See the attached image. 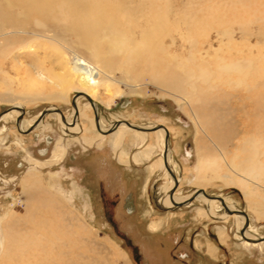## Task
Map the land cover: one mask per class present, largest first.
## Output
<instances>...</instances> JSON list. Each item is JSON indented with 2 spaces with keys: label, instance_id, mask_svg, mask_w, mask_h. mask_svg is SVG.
Segmentation results:
<instances>
[{
  "label": "rangeland",
  "instance_id": "rangeland-1",
  "mask_svg": "<svg viewBox=\"0 0 264 264\" xmlns=\"http://www.w3.org/2000/svg\"><path fill=\"white\" fill-rule=\"evenodd\" d=\"M105 1L115 8L111 16L125 33H132L139 42L137 31L150 28L140 11L150 8L151 1L170 8L158 20L162 32L156 41L173 60L165 65L180 75L181 91L175 94L161 90L141 69L142 81L126 74L123 66L111 82L105 74L95 76L102 79L92 100L102 129L106 131L118 121L165 127L171 166L178 181L174 196L186 198L200 189L219 196L226 205L248 215V231L255 233L256 239L263 237L264 184L245 181L252 192L246 198L238 187L224 185L215 175L222 172L219 166H226L224 159L231 156L241 138H262L264 143V0H251V4L257 2L256 6L247 11L242 0H237L239 6L233 7V14L238 24L204 28L192 38L178 23L184 15L182 7L189 0ZM142 4L146 7L139 10L137 5ZM240 22L247 36L240 31ZM224 28H229L228 33L221 31ZM55 51L35 46L32 53L19 48L8 56L0 55V65L6 72L0 76V97L8 89L13 96L36 88L45 96L54 95L59 89L54 76L67 72L59 65ZM243 57L245 62H239ZM231 60L246 72L250 82L235 78L227 83L215 76L202 91L207 74L228 66ZM256 71L262 77V92H258L262 99L255 98L256 93L243 99L247 97L244 88L256 83L252 78ZM83 78L87 79L85 75ZM36 82L41 84L33 87ZM106 88L112 92L111 99ZM75 94L69 91L65 102L23 104L22 117L33 125L41 111L53 107L66 120H73L71 100ZM79 104L78 122L83 131L73 136L65 133L58 114L46 115L41 125L26 134L16 127L17 112H9L8 121H0V264H264V244H243L238 217L226 215L219 202L209 206L198 197L180 208L160 205L158 194L168 177L158 132L120 126L102 135L95 127L88 101L81 98ZM14 105L0 99V114ZM58 148L64 152L55 159ZM45 196L55 200L52 207L32 206L46 200ZM30 215L36 225L28 220ZM217 229L224 232L219 236L226 244L220 247L216 260L204 262L193 253L188 240L195 233L214 238ZM30 238L37 241L32 252L24 250L23 255H15L10 251L11 243L24 245ZM173 239L177 241L173 243Z\"/></svg>",
  "mask_w": 264,
  "mask_h": 264
},
{
  "label": "bare ground",
  "instance_id": "bare-ground-1",
  "mask_svg": "<svg viewBox=\"0 0 264 264\" xmlns=\"http://www.w3.org/2000/svg\"><path fill=\"white\" fill-rule=\"evenodd\" d=\"M251 2V0H242L241 5L247 11L248 7H253V5L257 3L251 4ZM148 6L150 8L144 9L146 4L145 6L143 4L141 6L137 5V7L140 8L139 10L144 9L143 11H140L144 15V17H142L143 21H145L146 26H150V28L147 30L146 28L145 30L141 28L140 31H137V34L140 32L138 36H140L141 41L139 42L136 41V38L132 33H125V30L122 29L120 23L115 19V17L111 16L115 8L110 4L107 5L105 0H0V55L8 56L12 53V50L19 48L31 52L35 46H37L38 49L44 50L48 46L50 48H54L56 50L55 52L59 55V65L64 67L63 69L67 68V72H65L63 75H53L55 79L54 81H56L59 89L52 96H45L43 91L37 88L31 92L24 90L13 96L10 94L8 89V92L1 96L0 99L16 104L12 106V108H19L22 109V112H24V109L21 107L23 104L44 100H57L65 102L67 101L69 91L73 90L76 92L75 95L81 94L77 97L75 102L77 109L80 105L79 100L81 98H85L91 107L90 102L94 104L92 100H94L96 97V90L98 87H101L100 81L102 80H97L95 76L101 77V74H105L108 76V78H106L108 82H111V80L115 77V72L123 71L122 66L124 67L126 74L132 76L134 80L142 81L143 77L140 72L141 69L144 70L146 77L149 78V80L153 82L155 86L161 88V90L165 89L168 92L179 94L181 91V83H179L180 75L167 68L165 62H173V60L167 55L166 48L163 47L160 42L156 41V38H158L159 34L162 32L159 29L160 22H158V20L161 19L160 16L164 14V11L169 10L170 8L168 6L164 8L163 4L161 3H158V7L157 2L155 1L149 2ZM234 6H239V4H237V0H189L182 7V13H184V15L181 19H179L178 23L180 24L181 28L186 29V32L189 33V38L194 36L197 37L201 30H204V28L211 30L214 26L223 28L238 24L239 22L233 14ZM121 9L124 10L122 7ZM125 10L130 9L126 8ZM244 19H246V17ZM240 27V31H243V34L247 36V33L244 31L245 26L241 23ZM228 29L229 28H224L221 29V31L226 34L228 33ZM239 62H245V58L243 57L239 59ZM228 63V66L221 67L217 71L214 70L213 72L207 74L208 77L205 78L207 83L204 84V87H202V91L204 88L211 85L209 81L215 79V76L227 81V83H232V80L235 78L238 81L241 80L247 83L250 82V80L247 79L246 72L242 71L243 69L241 70V68L236 67L237 64L234 63V60H231ZM117 65H121V67H117ZM81 66H83L82 70L78 71L77 67L79 69ZM41 69L43 70V68ZM80 71H83V73ZM258 73L259 72L256 71V73H253L252 75V78L256 83L253 85H248L244 88L247 97L243 99H248L249 93H256L255 95L258 96L254 95L255 98L257 97L258 100H260L262 94H259L258 92H262V77L260 75L258 76ZM5 75L6 72L2 68L1 64L0 76ZM49 75L51 76L52 73L49 72ZM83 75H85L87 79L83 78ZM28 80H30L29 77ZM36 81L40 82L38 80ZM33 82L35 81L33 80ZM37 82L33 84V87H38V85L41 84ZM105 93H108L110 96L109 99H111L112 92L109 88H106ZM258 100L256 102H258ZM258 104L259 103H257V107L260 105ZM94 106L97 112L96 105L94 104ZM245 107L243 106L242 108ZM242 108H240V110ZM49 109L54 110L57 108L52 107ZM14 111L18 113L17 117H21L17 126L19 132H24L32 126L23 119V114L21 115L20 111L14 109L9 112ZM9 112L1 114L0 121H8V119L11 117V115L8 114ZM78 117L79 116L73 118V120L65 119V123L62 122L65 126L64 131L66 134L73 136L83 131L82 126L78 122ZM41 123L42 121H40L36 127L41 125ZM120 126L125 125L121 124ZM120 126H118L116 129H118ZM154 126L139 127L152 128ZM112 127L113 126L110 128ZM100 130L104 131V129L101 127V124ZM154 132L159 133L160 140L163 142V148H167L168 168L174 174V169L172 168L170 161L171 157L168 146L169 141L167 144H165V132L163 129ZM61 150V148H58L59 153L55 159H60L62 153L64 152V149L63 151ZM224 160L226 162V166H219L222 172L216 173L215 175L216 178L221 179L224 182V185L238 187L243 192V195L247 198L250 194V189L247 190L248 186L246 182L248 180L252 181L251 179H253L264 184V143L262 142V138H241L238 147L233 151L231 156L229 155L227 160ZM167 177L168 182L166 186L159 192L158 201L160 202L161 206L165 207V209H171L170 206L173 207V205L169 199V191L173 187L174 181L168 172ZM32 180L34 182L36 181L35 179ZM25 182L29 183L30 181H27L26 179ZM43 194L45 195V192ZM47 196H50L49 192H47ZM48 197L45 196L46 200L44 201H39L38 203L33 202L32 206L35 207L36 204V209L41 207H52L55 203V200H52L51 198L48 199ZM189 197L179 198L173 194V201L176 203L183 202ZM198 197H201L203 200L207 201L209 206L211 203L216 202L210 201L202 195ZM129 204L130 202L128 199L127 207ZM227 207L229 210H237L232 205H227ZM208 211L210 214H213L212 211ZM31 215L28 216V220L33 224L37 223L36 220L31 217ZM226 215L228 214L226 213ZM239 216L237 217L240 221V225H243L244 217L241 215ZM220 233L223 235L224 232L221 231ZM244 236L246 239L256 240V234H251L250 229L248 231V228L244 232ZM36 243L32 241L31 238L25 241L24 245L23 243H19L17 245L16 243H11L10 251H12L15 255H23L24 250L25 253H29L30 251L32 252L36 246ZM242 243L245 245H250L249 242H246L244 239H242ZM261 243L264 244L263 242ZM252 245L255 246L257 244L252 243ZM58 254H60V252Z\"/></svg>",
  "mask_w": 264,
  "mask_h": 264
},
{
  "label": "water",
  "instance_id": "water-1",
  "mask_svg": "<svg viewBox=\"0 0 264 264\" xmlns=\"http://www.w3.org/2000/svg\"><path fill=\"white\" fill-rule=\"evenodd\" d=\"M79 95H81V94L74 95L72 100H71V104H72V107L74 109L73 118H76L78 116V109H77V106H76L75 102H76V99H77V97ZM90 104H91L92 110L94 112V122H95V125H96V129L102 135H107V134L112 133L121 124H124L126 127L130 128L132 130H136V131H140V132H154V131L163 129L164 132H165V144H167V142H168V131H167V129L165 127L160 126V125L159 126H154L152 128H142V127H139V126H134V125H132V124H130L128 122H125V121H118V122H115L112 125L113 126L112 128H109L106 131H101L99 126H98V115H97L95 106H94V104L92 102H90ZM14 109H16L17 111H20L21 115L23 114L22 109L12 108V107H9V108L5 109L3 113H7V112L12 111ZM3 113H1V114H3ZM1 114H0V116H1ZM49 114H59L62 122L65 123V117H64V115L62 114V112L60 110H58V109L51 110L49 108H46L43 111H41L39 117L36 119V121L34 122V124L31 127H29L26 131L20 132V133L26 134V133L31 132L32 130L35 129V127L38 125V123L40 121H42L46 115H49ZM20 119H21V117H17L16 118V127L18 126V122L20 121ZM72 125H73V122H72ZM162 158H163L164 167L166 168L168 174L172 177V179L174 181V185L169 191V199H170V202L172 203L174 208H180V207L186 206V205L190 204L198 196L202 195L203 197H205L206 199H208L210 201L219 202L221 207L225 211V213H227L228 215H241V216L244 217V223H243L242 228H241V230L239 232L242 239H244L246 242L255 243V244L264 242V236L259 238V239H256V240L246 239V237L244 236V232L249 227L248 215L242 210H238V211L237 210L236 211L229 210L227 205L225 204L224 200L221 197H219V196L208 195V194L205 193L204 190H197L188 199L184 200L183 202H177V203L174 202L173 201V194L176 191L178 182H177L176 176L168 168L167 148L166 147H165V149L163 151Z\"/></svg>",
  "mask_w": 264,
  "mask_h": 264
},
{
  "label": "crops",
  "instance_id": "crops-1",
  "mask_svg": "<svg viewBox=\"0 0 264 264\" xmlns=\"http://www.w3.org/2000/svg\"><path fill=\"white\" fill-rule=\"evenodd\" d=\"M219 229L214 233V238L195 233L194 238L188 240V245L193 253L200 255L204 262H212L219 256L220 247L225 246L226 240L219 236ZM177 240L173 239V243ZM187 257V256H186ZM200 264V263H199Z\"/></svg>",
  "mask_w": 264,
  "mask_h": 264
},
{
  "label": "flooded vegetation",
  "instance_id": "flooded-vegetation-1",
  "mask_svg": "<svg viewBox=\"0 0 264 264\" xmlns=\"http://www.w3.org/2000/svg\"><path fill=\"white\" fill-rule=\"evenodd\" d=\"M94 124H95V123H94ZM100 124H101V123L99 122V128H100ZM95 127H96V126H95ZM232 211H234V210H232ZM235 211H236V210H235ZM128 213H129V212H128ZM235 216H239V215H235ZM239 217H240V216H239Z\"/></svg>",
  "mask_w": 264,
  "mask_h": 264
}]
</instances>
